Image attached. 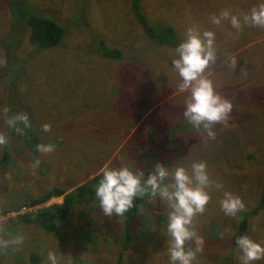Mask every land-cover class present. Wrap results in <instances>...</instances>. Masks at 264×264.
<instances>
[{
	"label": "rangeland",
	"instance_id": "obj_1",
	"mask_svg": "<svg viewBox=\"0 0 264 264\" xmlns=\"http://www.w3.org/2000/svg\"><path fill=\"white\" fill-rule=\"evenodd\" d=\"M24 1L60 23L65 36L57 47L36 49L28 42L27 29L16 36L9 32L8 0H0V60L6 61L0 65V133L9 140V162L0 167V219L5 221L0 238L24 236L22 244L0 249V264H29L32 254L40 256L39 264H50L49 251L57 254L58 264H116L125 222L115 214L106 217L99 200L75 203L58 229L48 234L19 224L14 215L61 204L62 197L3 213L54 187L70 193L105 166H130L146 178L157 163L173 171L206 162L210 178L223 188L211 192L206 211L194 220L203 241L194 264H223L222 258L229 255L237 215L221 210L224 191L249 206L246 235L264 243V207L256 208L264 189V28L242 24L237 33L228 22L220 28L211 23L224 9L242 18L264 0H142L148 21L172 26L178 36L173 44L157 48L133 19L128 0ZM194 25L215 32L221 60L227 54L238 61L235 70L218 61L211 71L218 90L234 105L228 126H215L214 140L197 133L184 118L188 93L179 91L181 78L172 65L175 49ZM6 37L12 45H2ZM99 41L118 49L121 58L102 57ZM20 112L29 115L40 144L54 145L52 153L30 154L20 134L9 128L7 117ZM46 123L50 132L43 131ZM247 147L253 160L243 151ZM36 159L41 163L33 175L31 163ZM170 211L159 196H147L130 221L133 240L121 264H170ZM231 255L232 264H240L238 248ZM253 264H264V259Z\"/></svg>",
	"mask_w": 264,
	"mask_h": 264
},
{
	"label": "clouds",
	"instance_id": "obj_2",
	"mask_svg": "<svg viewBox=\"0 0 264 264\" xmlns=\"http://www.w3.org/2000/svg\"><path fill=\"white\" fill-rule=\"evenodd\" d=\"M224 22H228L237 33L242 29V24L264 28V2L254 5L242 18L233 15L228 9L211 17V23L217 28ZM175 54L176 58L172 60V65L181 78L178 89L181 93H188L183 116L197 133L206 139L214 140L215 126L221 123L225 127L228 126L234 105L232 100L218 90L219 85L210 78L211 71L218 67V61L219 66L227 65V68L235 70L238 61L227 54H223L224 58L221 60L215 32L201 30L195 25L186 30L185 39L175 49ZM5 63L6 61L0 60V65ZM245 71L241 70L242 73ZM2 111L7 116L9 108L5 106ZM6 123L9 128L21 135L25 129L32 127L26 112L7 117ZM42 128L45 132L51 131L50 124L46 123ZM8 143V137L0 133V146ZM36 150L42 154H49L55 148L51 143H41L37 145ZM40 163L39 159L31 163L33 175ZM101 176L95 188V195L106 217L113 214L124 217L125 213L135 207L136 198L159 196L166 201L171 209L167 223V233L170 236L168 242L170 264H194L197 254L203 251V241L197 234L194 220L206 211L212 198L211 192L223 188V184L210 178L206 162H193L190 167L177 166L173 171L157 163L146 178L142 170H132L130 166H105L101 169ZM220 207L226 215L233 217L245 210L242 199L229 191H224ZM4 222L0 219V231H3ZM220 237H224L223 232L220 233ZM23 242V235L16 236L14 240L0 238V249H7L10 245H20ZM236 244L240 252L238 257L240 264H253L264 259V243L243 235L237 238ZM47 260L50 264H58L57 254L53 251L48 252Z\"/></svg>",
	"mask_w": 264,
	"mask_h": 264
},
{
	"label": "trees",
	"instance_id": "obj_3",
	"mask_svg": "<svg viewBox=\"0 0 264 264\" xmlns=\"http://www.w3.org/2000/svg\"><path fill=\"white\" fill-rule=\"evenodd\" d=\"M128 1L133 19L142 30L151 47H167L169 44L176 42L178 36L172 26L163 24L161 22L153 24L148 21L147 16L143 11L142 0ZM7 6L10 14L9 32L12 35L16 36V34L20 33L23 28L27 29V38L29 44L41 51L52 49L61 44L65 36V29L60 23L39 14L33 10L24 0H8ZM17 29L20 31H16ZM12 41L13 40H10V37H6L3 40L2 45L6 43L12 45ZM99 45V53L102 57L113 60H119L121 58V52L118 49H110L106 47V43L101 41H99ZM10 48L13 49V46L9 47L6 52L7 54L10 53ZM20 138L24 147H26L30 154L34 156L38 154L36 149L37 145L40 144V140L33 130L26 129L23 135L20 134ZM5 146H2L0 167L5 166L9 162V160H6L8 154L6 153ZM243 151L247 155V158L250 160L254 159V154L251 155L250 147L245 148ZM101 178L102 176L100 173L99 175H96L88 180L85 184L78 186L70 193H65L62 188L54 187L45 191L41 196L23 203L24 205L20 204L14 208L5 209L3 213L5 214L14 211L19 212L21 207L33 208L35 206L47 203L51 198L62 197L63 200L61 204L44 206L39 209L26 211L24 213H15L14 215V220H16L21 225L35 226L47 234L54 233L58 229L59 223L64 221L71 214L75 203H93L98 200L95 195V188L98 186ZM146 198L147 196L144 198H136L134 200L135 207L130 209L127 213H125L124 217H122V222H125V225L123 224L124 226L122 230L123 243L122 249L116 259V264H121L122 255L128 250L127 247L132 243L133 235L130 221L137 213L139 208L143 205ZM259 200L260 203L256 207L258 208V211L264 207V189L261 192ZM247 208H249V206L245 205V210L237 214V223L231 233L230 252L227 257L222 258L224 260L223 264L224 262H227V264L233 263L231 260L233 255L231 254L238 248L236 240L238 237L246 235L247 233L249 227L248 218L250 216V209ZM239 215H241L240 219H238ZM39 263L40 256L38 254H32L30 256L29 264Z\"/></svg>",
	"mask_w": 264,
	"mask_h": 264
}]
</instances>
